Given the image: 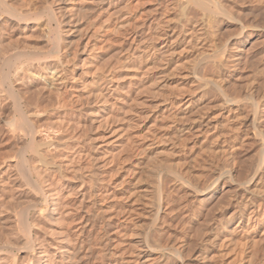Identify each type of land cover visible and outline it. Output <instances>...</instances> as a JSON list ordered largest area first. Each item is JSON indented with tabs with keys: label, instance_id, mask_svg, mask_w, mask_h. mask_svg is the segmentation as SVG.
<instances>
[{
	"label": "bare ground",
	"instance_id": "bare-ground-1",
	"mask_svg": "<svg viewBox=\"0 0 264 264\" xmlns=\"http://www.w3.org/2000/svg\"><path fill=\"white\" fill-rule=\"evenodd\" d=\"M151 1L156 8L172 2ZM19 2L17 7L0 0V14L21 32L44 17L46 46L28 50L13 45L15 52L11 47L1 56L3 144L10 145L11 139L15 147L1 159L5 203L2 199L0 230L16 241L0 240V264H15V251L28 258L21 264H90L99 257L89 247L98 240L89 244L92 221L82 219V212V221L76 219L80 223L71 222L86 201L83 165L92 160L86 159V119L98 125L89 157L96 170L90 174L97 182V160L104 166L135 154L127 169L128 187L111 191V208L121 211L118 200L129 194L126 203L120 200L126 206L121 215L143 214L140 221L127 225V219L114 230L123 232L119 243L131 247L103 250L104 264H264L259 253L264 240V0H178L177 19L156 24L164 26L156 35L164 44H149L135 57L134 52L122 55L119 81L114 77L118 66L104 56L115 41L128 36L131 20L142 11L134 0H45L40 7L35 1L36 9L30 0ZM258 18L260 26L255 25ZM140 26L151 29L146 23L136 24ZM146 56L153 58L143 64ZM161 118L167 126L163 130L168 129L148 143L152 131L141 130L149 119ZM118 127V147L109 142L98 147L101 133L114 136ZM144 172L149 183L143 184ZM125 176L120 178L124 184ZM96 187L94 197H108ZM75 196L76 206L71 205ZM96 198L92 207L100 201ZM108 210L102 205L94 210L104 229L101 239L113 226L115 212L106 216L107 223L99 216ZM215 210L219 215L211 219ZM180 216L178 234L173 223ZM203 216L211 220L198 226L205 223ZM190 237L200 240L201 258L195 253L184 257ZM106 238L104 248L113 243Z\"/></svg>",
	"mask_w": 264,
	"mask_h": 264
},
{
	"label": "rangeland",
	"instance_id": "rangeland-1",
	"mask_svg": "<svg viewBox=\"0 0 264 264\" xmlns=\"http://www.w3.org/2000/svg\"><path fill=\"white\" fill-rule=\"evenodd\" d=\"M20 1V0H19ZM18 0H10V2L12 3H14V5L13 6H19V4H20V2H19ZM35 1H37L36 2V4L39 6L40 4H42L43 2H42V0H33V2H32V0H30V2H31V6L33 7V8H35L36 9V4H35ZM42 3H41V2ZM34 5V6H33ZM135 5H138L139 6V8H141L142 9V11L141 12H138V14H137V16H135V18H133L132 20H131V25H130V27H129V30H128V36H126L125 38H120L118 41H115L114 42V45L113 46H111V48L108 50V52L105 54V56H104V59H106V60H108L111 64H112V66H114V67H116L117 68V66L119 65L120 67H121V65H120V63L122 62H120L119 64H118V61L119 60H121L120 59V57L123 55V56H128L129 54H132L133 52H134V57L136 56V55H138L139 53H141L142 51H144V50H146L147 49V47H148V45L149 44H152V45H154V46H156V45H158V44H164V43H161V41L162 40H156V35H157V33L160 31H162V29L164 28V26H162V28L160 29V28H156V24L157 23H159V22H162V21H169V22H171V23H173L176 19H177V17H178V15H179V13H180V8H179V6H178V0L176 1V0H172V2H162L157 8L153 5V2L151 1V0H134V2H133V6H135ZM40 7V6H39ZM38 8V7H37ZM39 10H41V9H39ZM190 15H195V13H193V12H191L190 13ZM3 16V17H2ZM263 16V15H262ZM0 17H2L3 19L2 20H4V21H2L1 20V18H0V22H2V23H0V67H1V59H2V54L4 55V53L6 52V53H10L9 51L12 49V52L11 53H13V52H15V50H14V47L16 46V47H18V48H22V47H26L28 50H31V47L33 48V46H36V44H39L40 46H42V43H45V46H46V41H45V38H43V37H41L44 33H45V29H43V28H45L44 26H43V21H44V17H42V18H40V19H38V20H35V22L39 25H37L36 23H34V21H32V22H29L28 23V27L26 28V30H25V32H21V30H19L20 28H18L17 26H11V23H9L8 21H6V15L3 13V14H0ZM264 17V16H263ZM41 20H43V21H41ZM257 21V19H255L254 20V24H255V22ZM7 22V23H6ZM259 22V23H258ZM36 24L35 26H33V24ZM40 23V24H39ZM143 23H146V25H150V27H151V29H147V27H142V26H140V27H136V24H143ZM6 24V25H5ZM8 24V25H7ZM30 24V25H29ZM42 24V25H41ZM258 24V26H260V25H262V22H261V20L258 18V21L256 22V24L255 25H257ZM260 24V25H259ZM4 26V27H3ZM41 26V27H40ZM166 26V25H165ZM14 29H13V28ZM39 30H38V29ZM37 29V30H36ZM42 29L44 30V33L42 32ZM11 32V33H10ZM33 32V33H32ZM35 32V33H34ZM28 34H30L31 35V37H30V35H28ZM33 34V35H32ZM19 35V36H18ZM23 35V36H22ZM27 35V36H26ZM38 35V36H37ZM40 35V36H39ZM15 37H17V38H15ZM26 37V38H25ZM36 37V38H35ZM39 38V39H38ZM24 39H25V41H24ZM26 40H27V42H26ZM25 43V44H24ZM32 43H33V45H32ZM27 44V45H26ZM28 44H30V45H32V46H29ZM35 44V45H34ZM13 45H14V47H13ZM39 45H37L38 47H39ZM251 45V44H250ZM252 46H254V45H252ZM12 47V48H11ZM43 47V46H42ZM159 47H160V45H159ZM3 48V49H2ZM247 48H249V45L247 46ZM251 48V47H250ZM10 49V50H9ZM152 52H153V50H151ZM151 51H149V52H151ZM154 54H156V52L154 53ZM2 56V57H1ZM153 57L155 56V55H152ZM153 57H150V56H146V58L143 60V64L145 63V62H149V61H151L152 60V58ZM123 58V57H122ZM118 60V61H117ZM147 60V61H146ZM115 63H116V66H115ZM153 65H154V63H153ZM155 65H157V63L155 64ZM154 65V66H155ZM118 66V70H117V72H115V78H116V80H118L119 81V77H120V75H121V72H122V69L120 68ZM119 69H121V70H119ZM1 71V70H0ZM118 72H119V74H118ZM1 73V72H0ZM176 73V72H175ZM177 73H178V71H177ZM177 73H176V75H177ZM117 74V75H116ZM179 75V74H178ZM246 75V74H245ZM174 77V76H173ZM176 77V76H175ZM0 79H1V75H0ZM116 80H114L115 82H117ZM101 82V81H100ZM102 82L104 83L105 81L104 80H102ZM102 82H101V84H102ZM86 97V96H85ZM94 106H95V104H93ZM152 114L153 113H151V115H150V117L149 118H151V116H152ZM165 119L164 118H161V119H149V122L144 126V128L141 130V133H146L149 129V131L147 132V133H150L151 131H152V133H150V134H152V135H150L149 137H148V139L146 140L147 142L149 141V142H151L152 140L153 141H155V139H157V140H160L161 139V136H162V134H164L163 132L165 131L166 132V130L168 129V128H166L165 130H163L164 129V127H167V126H165ZM163 123V124H162ZM3 123H2V121L0 120V163L2 162V160H4L3 158H2V156L4 157V154L6 153V151H10L9 150V148H14L15 146V143H14V141H11V139L9 140V144L10 145H7L6 143V132H5V127H4V124L2 125ZM86 129H87V131H86V133H87V136H86V141H84L85 143H84V145H85V147H87V149L85 148V152H86V154H88L89 155V157L90 156H92V152H93V142H94V132H95V130L97 129V123L95 122V123H92L90 120H88V119H86ZM4 128V129H3ZM155 130V131H154ZM117 133L114 135V136H110L111 135V133L110 132H102L101 133V135H100V139L99 140H97V142H98V147H101V146H103V145H105V143L106 142H109V143H114V145H116L117 147H118V141L120 140V136L122 135V132L120 131V129H119V127H118V129H117ZM156 134H158L157 136H156ZM157 138H156V137ZM137 137V136H136ZM5 138V139H4ZM135 138V137H134ZM160 138V139H159ZM137 139V138H136ZM4 141L6 142L5 143V145L7 146H4ZM148 142V143H149ZM11 143H12V147H11ZM14 144V145H13ZM92 144V145H91ZM4 148H5V152L3 153V151H4ZM120 148H122V147H120ZM120 148H118L117 149V151H119L120 150ZM11 149V150H12ZM87 150V151H86ZM92 150V151H91ZM89 151V152H88ZM88 152V153H87ZM120 152V151H119ZM91 153V154H90ZM118 153V152H117ZM116 153V154H117ZM88 155H86V156H88ZM104 156V157H103ZM117 156V155H116ZM89 157H86V159H92V160H89V161H87V163L89 164V162L91 163V165H87L86 164V162L84 163V161H86V160H83V164H86V165H83V166H86V170H85V172L87 173V174H85L84 175V183H86V184H83V186L85 187V189H84V187H83V189H82V191L84 192V200H86V201H84V204H83V202H82V204L83 205H81L82 207H81V209H79L80 210V212H79V210L78 209H76L73 213L74 214H79V215H74L75 217L74 218H72L71 219V217H73V216H70L69 217V219L68 220H70L71 219V222L73 221L74 222V224H78V223H80L79 221H78V223H76L77 221H76V219L77 220H81L80 219V217L82 218V212H83V218L82 219H84V216L86 217V218H89V220L90 221H92V222H89V224L91 225V224H93V225H91L90 227V229L92 230V239H91V237H89L90 238V240H89V238L87 239V242H89V244H93V240H97V241H95L94 242V244H97L98 243V245H94L93 244V246H95V247H93L92 245H90L89 247H91L92 248V250L94 249V253L95 252H98V255H97V257L98 258H101V262H102V264H104V256H105V254L107 253V252H109L108 251V249L109 250H117V249H127L128 247V249H130V247L131 246H129V244L128 243H125V246H124V244L122 243V245H121V243H119V241L120 240H122V239H120L122 236H123V230L124 229H127V228H123L122 229V226H121V234L119 235H116L117 234V232H115L116 230L115 229H117V227L119 226L120 227V224H126V220L128 219V222H127V225L130 223V224H134V223H136L137 221H140V219H142L143 218V214L142 215H140L139 214V212L141 211V210H136V211H134V212H132V214H131V216L130 217H128L127 215L126 216H122L123 214L125 215V213H123V210H122V208L123 209H126L125 207V203H126V201H128V199H129V194H127L126 196H125V201L124 200H122V199H120V200H122V201H124L125 203H123L122 201H120V200H118V204H117V206L116 207H118L119 209L121 208V211H117L116 210V208L114 209V208H111L112 207V205H111V202L112 201H114V197L112 196V193H111V191L113 192L114 190H120V189H123V188H127L128 187V185H127V180H130L129 178V171H130V167H131V165L133 164V162L136 160L135 159V154L133 155V156H129V158H125V157H128V156H125L124 154L122 155V157H124L125 158V160H124V158H120V160H122V162L119 160V158L118 157H115L114 158V161L111 163V162H108L106 165H102L105 161H103V160H97V162H98V164H97V166H99L100 165V168H99V172L101 173L98 177H97V182H96V177H94L92 174H93V172L96 170V168L95 167H92V166H94V165H92V164H94V160H93V157H91V158H89ZM105 157H107V158H109V154H102V159H105ZM120 157V156H119ZM117 158H118V160L120 161V162H118L117 161ZM2 159V160H1ZM111 159V158H110ZM115 159H116V161H115ZM103 163H102V162ZM100 162V163H99ZM107 162V161H106ZM3 163V162H2ZM2 163L0 164V205H2L3 207V210H4V203H5V200H4V193H3V195H2V192H4V183L2 184V181L4 180V178L5 177H3V176H5V174H4V169H3V165H2ZM117 163H119V164H117ZM121 163V164H120ZM1 165H2V167H1ZM130 166V167H129ZM147 166V164H145V167ZM95 168V170H92V169H94ZM127 169L129 170V171H127ZM92 170V174H90V171ZM143 170V169H142ZM1 172H3V173H1ZM84 172V173H85ZM129 172V173H128ZM128 173V174H127ZM128 175V176H125V175ZM123 175L126 177V181H125V184H124V182H121V179L124 181L125 180V178L123 177ZM143 176H142V178L144 179V181L145 182H143V184H145V183H149L150 181H147L146 182V180L148 179V180H150V178H148L147 176H146V174H145V172L142 174ZM2 177H3V179H2ZM86 177V178H85ZM146 177H147V179H146ZM121 178V179H120ZM120 179V180H119ZM114 180V181H113ZM118 181H120L121 182V187H117L118 186V184H117V182ZM4 182V181H3ZM116 182V183H115ZM119 183V182H118ZM3 185V186H2ZM106 185H107V187H106ZM120 185V184H119ZM126 185H127V187H126ZM148 185V184H147ZM96 186H100L101 187V191H107V194H108V197L106 198V197H102V196H100L99 198L97 197H94L95 196V194H93V193H96L97 192V187ZM86 188H87V191H86ZM115 188V189H114ZM3 189V190H2ZM106 189V190H105ZM108 189V190H107ZM86 192V193H85ZM93 192V193H92ZM110 192V193H109ZM92 194H93V196H92ZM109 194H111V195H109ZM1 195H2V197H1ZM106 196V195H105ZM112 196V197H111ZM102 197V198H101ZM78 198L79 197H74L73 198V201L74 202H72L71 203V205H73V203H74V205L76 206V203H77V200H78ZM97 199V200H100V201H98V204H97V206H94V207H92V201H94L93 199ZM105 199L104 201L102 200L101 201V199ZM111 198V200H109V199ZM2 199H3V201H4V203H3V201H2ZM77 199V200H76ZM123 199H124V197H123ZM225 200V201H224ZM2 201V202H1ZM223 201H224V204L226 203V199H223ZM108 202V203H107ZM1 203H3V204H1ZM110 203V204H109ZM122 203V204H121ZM121 204V205H120ZM84 205H85V207H84ZM103 206V208H104V210H108L109 208H111V210H112V212H111V210L107 213V212H104V213H102L101 212V214L99 213V216L101 217V220L104 222L105 221V223H107L108 222V220L106 219L107 217V215L108 214H113L114 212V214L112 215V218H111V221H112V223H113V226L111 227V228H109V227H107V229L106 230H109L110 229V231H108V234H107V238L106 237H104V238H102L101 239V236L103 235V233L102 232H104V229H102L101 228V222L99 221V217H98V215L96 214L97 212L95 211L94 212V210H96L99 206ZM109 205H111L110 207H109ZM226 205V204H225ZM75 206H74V208H75ZM88 206H89V208L91 207V209H90V211L89 212H86V214H85V210H87V208H88ZM105 206V207H104ZM106 206H107V208H106ZM1 207V206H0ZM71 207V206H70ZM73 207V206H72ZM78 207V206H77ZM76 207V208H77ZM2 208H0L1 210H2ZM89 208H88V210H89ZM92 208H94V210L93 211H91L92 210ZM106 208V209H105ZM117 208V209H118ZM84 209V210H83ZM0 210V211H1ZM2 210V211H3ZM78 210V211H77ZM114 210V211H113ZM125 211V210H124ZM76 212V213H75ZM79 212V213H78ZM93 212V213H92ZM111 212V213H110ZM119 212V213H118ZM120 212H122V213H120ZM134 213V214H133ZM187 213V212H186ZM217 213V214H216ZM1 214V213H0ZM96 214V215H95ZM104 214V215H103ZM118 214V215H117ZM122 214V215H121ZM138 214V215H137ZM216 215L215 217H217L218 215H219V211H216L215 210V212H212L210 215V218L211 219H213L212 217L214 216V215ZM81 215V216H80ZM96 216V217H92V216ZM103 215V216H102ZM89 216V217H88ZM105 216V217H104ZM141 216V217H140ZM1 217H2V214L0 215V219H1ZM92 217V219H94V218H96V219H94V220H92V219H90ZM103 217L105 218L104 220H103ZM119 217H123V218H125L124 220H123V218L122 219H119ZM138 218V219H137ZM182 218H183V216H180L179 218H177L176 219V221H175V224L173 223V229H174V231L176 230V232L175 233H178V234H180L181 233V220H182ZM202 218H204V222L205 223H200V221H199V225L198 226H204V225H206L207 223L206 222H208L209 220H211V219H209V217H208V221H205L206 219L205 218H207V217H202ZM200 219V220H202L201 222H203V219ZM75 219V220H74ZM134 219V220H133ZM131 220V221H130ZM137 220V221H136ZM82 221V220H81ZM94 221V222H93ZM125 221V222H124ZM13 222V221H12ZM70 222V221H69ZM98 222V223H97ZM100 222V223H99ZM97 223V224H96ZM149 223H150V221H149ZM12 224H15V222H13ZM99 224V225H98ZM129 224V225H130ZM201 224V225H200ZM115 225H116V227H115ZM14 225H12V227H13ZM98 228H97V227ZM95 227V228H94ZM1 228V227H0ZM77 229V228H76ZM78 229H79V226H78ZM78 229L76 230L77 231V233H79L78 232ZM96 229V230H95ZM97 229H98V232H97ZM93 230H95V232H97V238L93 235L95 232L93 231ZM105 230V231H106ZM115 230V231H114ZM5 231V230H4ZM125 231V230H124ZM6 233H7V231H5ZM9 232V231H8ZM94 232V233H93ZM102 233V234H101ZM113 233V234H112ZM110 234H111V236H110ZM99 235H100V238H99ZM93 236H94V239H93ZM109 236V237H108ZM119 236H121V237H119ZM116 237V241L114 240V238ZM11 238V239H10ZM105 238L106 239H112V240H110V242H113V243H111V245L110 244H107L106 245V247L104 248V246H105ZM123 238V237H122ZM13 239H15V237H14V235L13 236H7L5 233H3V230L1 229L0 230V240H2V241H6V240H13ZM124 239V238H123ZM135 238H132V240H134ZM194 239V240H193ZM89 240V241H88ZM104 240V241H103ZM198 240V241H197ZM13 241H16V240H13ZM104 243H103V242ZM190 242H189V244L190 245H192V243H194L195 242V245H194V248H193V246H191V247H189L190 245L188 244V246H186V250L187 251H185L183 254H184V257L186 256H189V254H193V253H195V254H197V255H194V257L196 256H198V254H199V251H198V249H200L199 248V246H200V244H201V242H200V240L199 239H197L196 237H190V240H189ZM192 241H194V242H192ZM261 241V242H260ZM259 241V245H260V252L259 253H261V254H264L263 252V248L262 247H264V240L262 241V240H260ZM200 243V244H199ZM103 244V245H102ZM131 244V243H130ZM127 245V246H126ZM96 246H99L98 247V249H97V247ZM109 246V247H108ZM124 247V248H123ZM191 248V249H190ZM105 249H106V251H105ZM127 249V250H128ZM193 249V250H192ZM194 249H197V250H194ZM87 250H88V248H87ZM98 250V251H97ZM103 250L106 252H103ZM127 250H125V255L126 254H128V251ZM86 251V250H85ZM84 251V252H85ZM100 251V252H99ZM127 251V252H126ZM192 251V252H191ZM16 253L14 254V256H13V262L12 263H14L15 262V260H16V262H15V264H21V263H26L27 261H28V258H27V256H26V254L25 253H22V252H18V251H15ZM189 252H191V253H189ZM196 252H198V253H196ZM100 253V254H99ZM103 253V254H102ZM258 253V254H259ZM96 254V253H95ZM20 255V256H19ZM104 255V256H103ZM16 256V257H15ZM19 256V257H18ZM127 256V255H126ZM258 257H262V255H260L259 254V256ZM5 258V257H4ZM23 258V259H22ZM93 258V259H92ZM91 258V260L93 261V263H92V261H90L89 263L90 264H101V262L99 261V259L98 258H96V260L94 259L95 258V256L94 257H92ZM198 258H201L200 257V255L198 256ZM20 259V260H19ZM4 260V259H3ZM6 260L7 259H5V263H6ZM11 261H12V259H10ZM18 261L19 262H21V263H18ZM151 262V263H150ZM150 262H146L147 264H154V262L153 261H150ZM254 264H257V263H254Z\"/></svg>",
	"mask_w": 264,
	"mask_h": 264
}]
</instances>
